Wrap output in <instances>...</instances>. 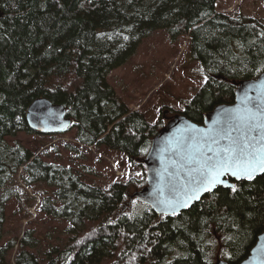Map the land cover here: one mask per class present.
Instances as JSON below:
<instances>
[{"label":"trees","instance_id":"16d2710c","mask_svg":"<svg viewBox=\"0 0 264 264\" xmlns=\"http://www.w3.org/2000/svg\"><path fill=\"white\" fill-rule=\"evenodd\" d=\"M216 0H0V241L9 185L54 188L42 210L70 223L71 238L42 255L27 233L0 248V264L14 244V264H238L264 231V174L234 181L237 192L217 187L176 215H157L128 191L146 185L141 159L164 125L131 110L106 80L141 40L164 30L171 42L188 36L190 60L199 63L203 85L171 116L196 123L214 106L231 103L239 81L264 71V24L229 17ZM38 97L62 104L75 140L124 154L140 179L106 188L81 181L62 165L47 163L9 136L35 133L25 120ZM22 168V169H21Z\"/></svg>","mask_w":264,"mask_h":264},{"label":"rangeland","instance_id":"374dc122","mask_svg":"<svg viewBox=\"0 0 264 264\" xmlns=\"http://www.w3.org/2000/svg\"><path fill=\"white\" fill-rule=\"evenodd\" d=\"M215 8L229 17L247 16L264 24V0H216ZM106 80L131 110L144 113L151 124L159 120L162 108H165L162 115L165 121L171 116L167 108L182 110L185 102L204 83L199 63L189 58L188 36L181 35L171 42L164 30H155L144 37L135 53L111 70ZM74 135L75 128L49 135L20 131L6 140L9 144L20 143L47 163L71 168L88 185L106 188L115 181L142 177L141 169L131 165L123 153L103 145H82ZM9 188L13 194L5 207L0 248L27 233L25 238L33 246L26 250L40 256L71 238L67 220L42 210L45 196L54 199V188L42 183L26 186L19 174ZM135 190L131 188L128 196ZM17 250L18 246L14 244L7 251L6 263L14 264Z\"/></svg>","mask_w":264,"mask_h":264},{"label":"water","instance_id":"95a60500","mask_svg":"<svg viewBox=\"0 0 264 264\" xmlns=\"http://www.w3.org/2000/svg\"><path fill=\"white\" fill-rule=\"evenodd\" d=\"M245 95L249 98L246 104L242 103ZM245 108H251L253 111L259 108L264 111V71L256 78L239 81L233 101L214 106L204 114L202 123L193 122L180 113L169 117L153 136L146 155L141 159L146 185L135 190L129 200L137 199L157 215H176L219 186L231 188L234 181L239 180L226 175L221 178L223 184L217 185L211 191L201 190L198 199L188 200L187 207L180 206L179 203L195 195L191 178L196 174L191 172L195 167L191 157L198 153L211 154L208 152L209 144L204 142L205 134L228 128L225 123L226 110H238L241 117H246ZM25 120L32 131L41 135L65 133L72 123L66 108L46 97H38L29 104ZM240 123V120L232 121V128L235 129ZM239 134L237 131L232 132L234 136ZM225 143V139L220 140L221 145ZM262 174L264 173L257 176ZM214 264L228 263L218 258ZM238 264H264V231L257 236L249 254Z\"/></svg>","mask_w":264,"mask_h":264},{"label":"snow or ice","instance_id":"6c2138e0","mask_svg":"<svg viewBox=\"0 0 264 264\" xmlns=\"http://www.w3.org/2000/svg\"><path fill=\"white\" fill-rule=\"evenodd\" d=\"M248 99L245 95L242 103L246 104ZM244 111L247 113L246 117H241L238 110H226L225 123L228 128L205 134L204 142L209 144L208 152L211 154L198 153L191 157L195 165L191 172L196 174L191 178L195 195L179 202L180 206L187 207L188 200L198 199L201 190L211 191L223 184L221 178L226 175L236 180L251 181L258 174L264 173V111L259 108L257 111L245 108ZM234 120L241 121L235 129L232 128ZM233 131L240 134L234 136ZM221 139H225L227 143L221 145ZM230 187L233 193L237 192L235 184Z\"/></svg>","mask_w":264,"mask_h":264}]
</instances>
